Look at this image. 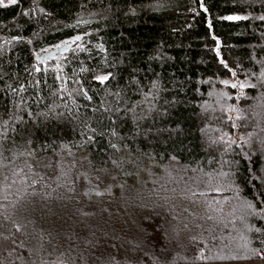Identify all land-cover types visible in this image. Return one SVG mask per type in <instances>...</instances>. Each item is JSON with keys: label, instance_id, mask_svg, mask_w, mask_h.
<instances>
[{"label": "trees", "instance_id": "obj_1", "mask_svg": "<svg viewBox=\"0 0 264 264\" xmlns=\"http://www.w3.org/2000/svg\"><path fill=\"white\" fill-rule=\"evenodd\" d=\"M262 17L0 5V264H263Z\"/></svg>", "mask_w": 264, "mask_h": 264}, {"label": "snow or ice", "instance_id": "obj_2", "mask_svg": "<svg viewBox=\"0 0 264 264\" xmlns=\"http://www.w3.org/2000/svg\"><path fill=\"white\" fill-rule=\"evenodd\" d=\"M9 3L10 4H16L17 0H9ZM0 5L7 6V5H4V0H0ZM244 18L245 17H240V16H227V17H224V19H227V20H239V19H244ZM262 19H264V17H262ZM75 39L76 40H80L81 37L77 36ZM97 79H99L101 82H103V81L107 80L108 77L107 76H100V77H97ZM224 83L227 84L228 81H224ZM232 87H236V85L233 84ZM241 87H243V85H241Z\"/></svg>", "mask_w": 264, "mask_h": 264}, {"label": "rangeland", "instance_id": "obj_3", "mask_svg": "<svg viewBox=\"0 0 264 264\" xmlns=\"http://www.w3.org/2000/svg\"><path fill=\"white\" fill-rule=\"evenodd\" d=\"M4 4H5V5L10 4V3H9V0H4Z\"/></svg>", "mask_w": 264, "mask_h": 264}, {"label": "water", "instance_id": "obj_4", "mask_svg": "<svg viewBox=\"0 0 264 264\" xmlns=\"http://www.w3.org/2000/svg\"><path fill=\"white\" fill-rule=\"evenodd\" d=\"M56 54H57V52L53 53V55H56Z\"/></svg>", "mask_w": 264, "mask_h": 264}, {"label": "built area", "instance_id": "obj_5", "mask_svg": "<svg viewBox=\"0 0 264 264\" xmlns=\"http://www.w3.org/2000/svg\"><path fill=\"white\" fill-rule=\"evenodd\" d=\"M264 264V263H263Z\"/></svg>", "mask_w": 264, "mask_h": 264}]
</instances>
